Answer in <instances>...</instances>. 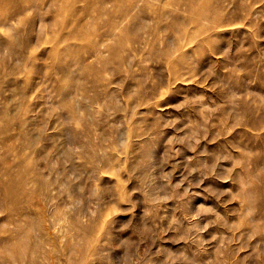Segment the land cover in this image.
<instances>
[{
	"label": "rangeland",
	"instance_id": "obj_1",
	"mask_svg": "<svg viewBox=\"0 0 264 264\" xmlns=\"http://www.w3.org/2000/svg\"><path fill=\"white\" fill-rule=\"evenodd\" d=\"M35 261L264 264V0H0V264Z\"/></svg>",
	"mask_w": 264,
	"mask_h": 264
},
{
	"label": "bare ground",
	"instance_id": "obj_2",
	"mask_svg": "<svg viewBox=\"0 0 264 264\" xmlns=\"http://www.w3.org/2000/svg\"><path fill=\"white\" fill-rule=\"evenodd\" d=\"M8 3H9V2H8ZM191 3H192V2H191ZM13 189H14V188H13ZM10 193H11V192H10ZM21 222H22V221H21ZM16 223H17V222H16ZM18 223H20V222H18ZM16 225H19V224H16ZM27 240H28V239H27ZM27 240H26V244H27ZM29 243H30V242H29ZM35 245H36V244H35ZM35 245H32V246H34V247L38 246V245H36V246H35ZM36 249H37V248H36ZM32 250H34V249L32 248ZM32 250H31V251H32ZM33 252H35V251H33ZM33 252H31V254H29L30 257L33 255ZM36 252H37V251H36ZM35 254L37 255V253H35ZM20 256H21V255H20ZM23 257H24V256H23ZM34 258H35V257H34ZM14 260H15V258H14ZM18 260H19V259H18ZM18 260H17V261H18ZM27 260H28V258H27ZM31 260L33 261L34 259H32V257H31ZM36 260H38V259H36ZM29 261H30V259H29ZM35 262H36V261H35ZM35 262H34V263H35ZM31 263H33V262H31ZM31 263H30V264H31ZM34 263H33V264H34ZM36 264H38V263L36 262Z\"/></svg>",
	"mask_w": 264,
	"mask_h": 264
}]
</instances>
